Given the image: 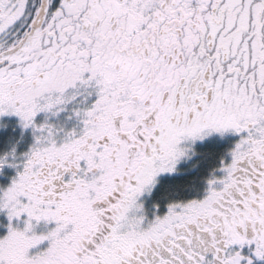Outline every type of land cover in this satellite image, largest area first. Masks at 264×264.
<instances>
[{
  "label": "snow or ice",
  "instance_id": "6c2138e0",
  "mask_svg": "<svg viewBox=\"0 0 264 264\" xmlns=\"http://www.w3.org/2000/svg\"><path fill=\"white\" fill-rule=\"evenodd\" d=\"M10 116L0 264H264V0H0Z\"/></svg>",
  "mask_w": 264,
  "mask_h": 264
},
{
  "label": "trees",
  "instance_id": "16d2710c",
  "mask_svg": "<svg viewBox=\"0 0 264 264\" xmlns=\"http://www.w3.org/2000/svg\"><path fill=\"white\" fill-rule=\"evenodd\" d=\"M16 128L17 124L15 122H12L9 125L7 124V128H5L2 133H0V155H4L16 146H18V149H26L31 144L29 139L30 135L22 137L21 133H19V131H16ZM232 141L233 140L225 142L218 138H214L211 142L205 145L207 153L202 158L200 168L192 174L196 177L197 182L207 177L209 170L214 167L217 158L227 151ZM11 177H7L4 179L0 176L1 186L6 187L7 185H9L11 182ZM197 186L202 187V185H200L199 183ZM0 221H3V216H0Z\"/></svg>",
  "mask_w": 264,
  "mask_h": 264
},
{
  "label": "rangeland",
  "instance_id": "374dc122",
  "mask_svg": "<svg viewBox=\"0 0 264 264\" xmlns=\"http://www.w3.org/2000/svg\"><path fill=\"white\" fill-rule=\"evenodd\" d=\"M38 119L40 120H43V115H41L40 117H38ZM12 122H15L17 124V128H16V131H19V133H21L22 137H25L27 135H30V145L28 146V148H30V146L32 145L33 143V137H32V130L31 129H23L21 126H20V122H19V119L15 116H10V117H3V118H0V133H2V131L7 128V124H11ZM218 138V137H216ZM32 139V140H31ZM214 139V138H213ZM220 139V138H218ZM234 138L233 137H230V136H227L225 137L224 139H222L223 141H231L233 140ZM221 140V139H220ZM25 142V141H24ZM15 150H16V153L17 155H21L25 152H27L29 149H18V146L15 147ZM10 152V151H9ZM9 170V171H8ZM16 174V170L15 169H12V168H8V167H5L4 169L0 170V176L2 178H7V177H14ZM11 177V178H12ZM10 178V179H11ZM0 186H1V183H0ZM4 219V217H3Z\"/></svg>",
  "mask_w": 264,
  "mask_h": 264
},
{
  "label": "flooded vegetation",
  "instance_id": "af4514ba",
  "mask_svg": "<svg viewBox=\"0 0 264 264\" xmlns=\"http://www.w3.org/2000/svg\"><path fill=\"white\" fill-rule=\"evenodd\" d=\"M27 149H29V148H27Z\"/></svg>",
  "mask_w": 264,
  "mask_h": 264
}]
</instances>
